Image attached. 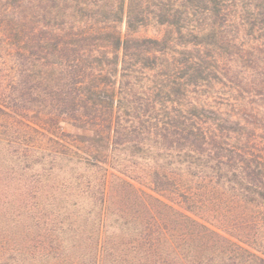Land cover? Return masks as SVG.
<instances>
[{
    "label": "trees",
    "instance_id": "1",
    "mask_svg": "<svg viewBox=\"0 0 264 264\" xmlns=\"http://www.w3.org/2000/svg\"><path fill=\"white\" fill-rule=\"evenodd\" d=\"M0 264H264V0H0Z\"/></svg>",
    "mask_w": 264,
    "mask_h": 264
},
{
    "label": "rangeland",
    "instance_id": "2",
    "mask_svg": "<svg viewBox=\"0 0 264 264\" xmlns=\"http://www.w3.org/2000/svg\"><path fill=\"white\" fill-rule=\"evenodd\" d=\"M142 34L151 37H157L160 36V30L158 28H149L147 31H143Z\"/></svg>",
    "mask_w": 264,
    "mask_h": 264
}]
</instances>
